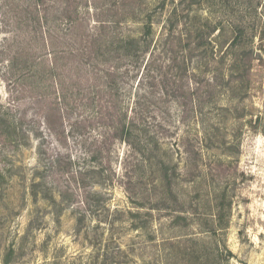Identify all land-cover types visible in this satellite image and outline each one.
<instances>
[{
  "label": "rangeland",
  "instance_id": "1",
  "mask_svg": "<svg viewBox=\"0 0 264 264\" xmlns=\"http://www.w3.org/2000/svg\"><path fill=\"white\" fill-rule=\"evenodd\" d=\"M0 264H264V0H0Z\"/></svg>",
  "mask_w": 264,
  "mask_h": 264
},
{
  "label": "trees",
  "instance_id": "2",
  "mask_svg": "<svg viewBox=\"0 0 264 264\" xmlns=\"http://www.w3.org/2000/svg\"><path fill=\"white\" fill-rule=\"evenodd\" d=\"M70 6H73V5H70V4H68L67 5V8L68 9H64L63 11H61V19H71L72 18V15H70ZM77 9V8H76ZM77 11V10H76ZM55 19H60V17L58 16V14H56L55 15V17L53 16V18H52V22H51V24H50V21H49V17H47L45 20H44V22H43V24L44 23H48V24H50V25H45V26H47L48 28H43V27H41L40 28V30L42 31V29H44L45 31H51V29L53 28V26H55L56 25V20ZM73 19V18H72ZM73 21L75 22L76 20H74L73 19ZM32 24H29V23H27V27H31V29H36V26H35V24H33V22L32 21H30ZM79 24V22H77L76 21V24ZM54 24V25H53ZM144 28H145V33H146V36H149V35H151L152 34V32H153V27H152V24L150 23V22H146V24H145V26H144ZM47 29V30H46ZM37 30H39V28H37ZM120 42H121V44H120V48H118V49H120V50H122V52L121 53H123L124 55H129V56H131V55H133V54H135V47H136V45H138V40H136L134 37H131V36H128V37H123V38H121L120 39ZM115 44V43H114ZM107 46H109V45H107ZM96 51H100V48L97 50L96 49ZM122 126H123V128H126V127H128L127 126V124L125 123V122H122Z\"/></svg>",
  "mask_w": 264,
  "mask_h": 264
}]
</instances>
